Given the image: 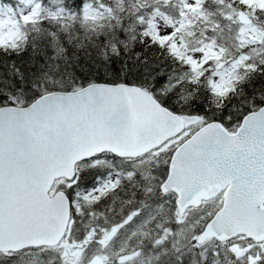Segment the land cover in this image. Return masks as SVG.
Segmentation results:
<instances>
[{"label": "snow or ice", "instance_id": "obj_1", "mask_svg": "<svg viewBox=\"0 0 264 264\" xmlns=\"http://www.w3.org/2000/svg\"><path fill=\"white\" fill-rule=\"evenodd\" d=\"M0 264H264V0H0Z\"/></svg>", "mask_w": 264, "mask_h": 264}]
</instances>
